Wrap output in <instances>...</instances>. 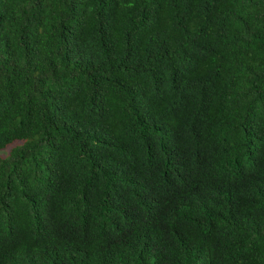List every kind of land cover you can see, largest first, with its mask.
Wrapping results in <instances>:
<instances>
[{
	"label": "trees",
	"instance_id": "16d2710c",
	"mask_svg": "<svg viewBox=\"0 0 264 264\" xmlns=\"http://www.w3.org/2000/svg\"><path fill=\"white\" fill-rule=\"evenodd\" d=\"M0 264H264V0H0Z\"/></svg>",
	"mask_w": 264,
	"mask_h": 264
},
{
	"label": "clouds",
	"instance_id": "9594fccd",
	"mask_svg": "<svg viewBox=\"0 0 264 264\" xmlns=\"http://www.w3.org/2000/svg\"><path fill=\"white\" fill-rule=\"evenodd\" d=\"M244 161H245V159H244Z\"/></svg>",
	"mask_w": 264,
	"mask_h": 264
}]
</instances>
